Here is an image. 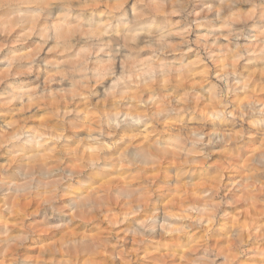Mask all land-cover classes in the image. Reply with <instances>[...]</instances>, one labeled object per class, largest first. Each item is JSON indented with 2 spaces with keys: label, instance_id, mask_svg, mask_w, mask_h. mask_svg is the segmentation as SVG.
I'll list each match as a JSON object with an SVG mask.
<instances>
[{
  "label": "clouds",
  "instance_id": "1",
  "mask_svg": "<svg viewBox=\"0 0 264 264\" xmlns=\"http://www.w3.org/2000/svg\"><path fill=\"white\" fill-rule=\"evenodd\" d=\"M0 264H264V0H0Z\"/></svg>",
  "mask_w": 264,
  "mask_h": 264
}]
</instances>
